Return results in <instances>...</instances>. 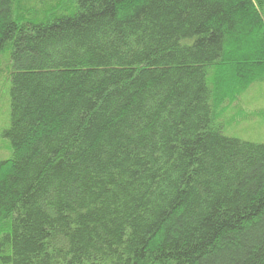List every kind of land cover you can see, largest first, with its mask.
<instances>
[{
  "label": "trees",
  "instance_id": "1",
  "mask_svg": "<svg viewBox=\"0 0 264 264\" xmlns=\"http://www.w3.org/2000/svg\"><path fill=\"white\" fill-rule=\"evenodd\" d=\"M263 2L0 0V264H264Z\"/></svg>",
  "mask_w": 264,
  "mask_h": 264
},
{
  "label": "rangeland",
  "instance_id": "2",
  "mask_svg": "<svg viewBox=\"0 0 264 264\" xmlns=\"http://www.w3.org/2000/svg\"><path fill=\"white\" fill-rule=\"evenodd\" d=\"M5 60L4 56L0 59V160L11 155L9 141L3 137L9 126V70L3 63ZM219 123L227 137L264 143V82L252 85L237 102L226 106Z\"/></svg>",
  "mask_w": 264,
  "mask_h": 264
}]
</instances>
